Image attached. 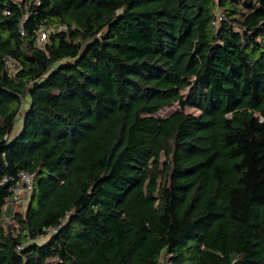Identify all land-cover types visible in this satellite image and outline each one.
I'll return each mask as SVG.
<instances>
[{"label":"trees","instance_id":"trees-1","mask_svg":"<svg viewBox=\"0 0 264 264\" xmlns=\"http://www.w3.org/2000/svg\"><path fill=\"white\" fill-rule=\"evenodd\" d=\"M0 264H264V0H0Z\"/></svg>","mask_w":264,"mask_h":264},{"label":"built area","instance_id":"built-area-1","mask_svg":"<svg viewBox=\"0 0 264 264\" xmlns=\"http://www.w3.org/2000/svg\"><path fill=\"white\" fill-rule=\"evenodd\" d=\"M214 23V22H213ZM44 38V34H41L38 38V42L42 41ZM7 66L12 69L11 60L9 58L6 59ZM6 136V135H5ZM32 174L27 172H19L17 175V181L13 187L10 188L12 191V198L11 200L14 202L15 209H21L24 207L28 201L29 194L32 191ZM8 206V203L5 204V207ZM4 220H7V217L3 216ZM54 232V230H51ZM38 241L43 242L44 238H39ZM18 248V247H17Z\"/></svg>","mask_w":264,"mask_h":264},{"label":"rangeland","instance_id":"rangeland-1","mask_svg":"<svg viewBox=\"0 0 264 264\" xmlns=\"http://www.w3.org/2000/svg\"><path fill=\"white\" fill-rule=\"evenodd\" d=\"M23 104L25 105V102H24ZM175 109H177L176 104L168 105V106L162 108V109L158 112V115H159V116H165L166 114H168V113L174 111ZM23 111H24V110H21V111L18 112V115H17V116H18L19 118H20V116L23 114ZM185 111H186V112H191V113H192V112H193V113H196L195 110L190 109V108H185ZM19 118H17L16 121H15V123H14L13 129H12V132H13V133H15V132L18 131V125H19V122H20ZM13 133H12V134H13Z\"/></svg>","mask_w":264,"mask_h":264},{"label":"crops","instance_id":"crops-1","mask_svg":"<svg viewBox=\"0 0 264 264\" xmlns=\"http://www.w3.org/2000/svg\"><path fill=\"white\" fill-rule=\"evenodd\" d=\"M19 127H20V122H19V125H18V129H19ZM13 133V132H12Z\"/></svg>","mask_w":264,"mask_h":264}]
</instances>
